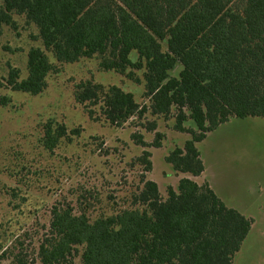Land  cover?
<instances>
[{
	"label": "trees",
	"instance_id": "1",
	"mask_svg": "<svg viewBox=\"0 0 264 264\" xmlns=\"http://www.w3.org/2000/svg\"><path fill=\"white\" fill-rule=\"evenodd\" d=\"M13 13L35 24L43 47L59 62L98 55L100 67L124 74L129 67L126 75L136 82L133 69L142 70L148 104L118 86L90 80L76 84L74 96L99 104L116 126L174 109V129L191 134L165 156L176 172H203L197 143L220 124L264 117V0H3L0 34L3 24L13 25ZM27 70L18 80V70L10 68L6 82L36 95L57 67L35 47L27 53ZM7 102L0 96V104ZM188 119L196 129L185 128ZM65 133L64 126L57 132L48 127L46 147L52 149ZM162 137L157 132L151 146L159 147ZM149 157L147 150L140 156L145 170L151 169ZM166 194L162 198L157 183L144 178L135 197L141 209L90 221L54 207L38 247L41 263H70L82 246L81 264H232L252 220L227 206L207 182L182 177Z\"/></svg>",
	"mask_w": 264,
	"mask_h": 264
},
{
	"label": "rangeland",
	"instance_id": "2",
	"mask_svg": "<svg viewBox=\"0 0 264 264\" xmlns=\"http://www.w3.org/2000/svg\"><path fill=\"white\" fill-rule=\"evenodd\" d=\"M12 19L0 34V96L8 99L0 104V264H42L38 247L54 207H68L90 221L141 209L135 197L144 178L155 181L165 198L167 187H176L181 176L165 156L191 134L174 129V109L168 116L146 112L119 126L109 123L99 104L76 101V84L115 85L138 104H148L142 70L133 69L140 78L136 82L126 75L129 67L125 74L100 67L98 55L59 62L43 47L34 23L23 14L13 13ZM35 47L57 71L47 74L39 94L11 89L6 82L10 68L18 70V80L26 78L27 53ZM60 126L66 133L47 148L46 130L57 132ZM184 126L196 129L189 119ZM157 132L163 135L160 146H151ZM197 148L204 164L195 178L198 184L209 182L227 206L252 220L232 264H264V117H232L207 133ZM144 150L150 152V170L140 159ZM81 252L78 246L71 262L63 264H81Z\"/></svg>",
	"mask_w": 264,
	"mask_h": 264
},
{
	"label": "crops",
	"instance_id": "3",
	"mask_svg": "<svg viewBox=\"0 0 264 264\" xmlns=\"http://www.w3.org/2000/svg\"><path fill=\"white\" fill-rule=\"evenodd\" d=\"M211 132V131H210ZM209 133V132H208ZM201 142V141H200ZM199 143V142H198ZM197 143V144H198ZM200 153V152H199ZM201 157V156H200ZM203 162V161H202ZM204 165V164H203ZM176 172V171H175ZM179 175H181L180 177H179V179L180 178H182V177H187V178H190V179H192V180H194V181H196L195 180V178H197V177H200L201 176V174H203V172L200 174V175H198V176H193V175H191L190 173H183V172H177ZM197 182V181H196ZM198 183V182H197ZM208 184H209V182H207ZM209 186L213 189V191L219 196V193H218V191H217V189H215V187L212 185V184H209ZM159 188V187H158ZM220 199H221V197H220ZM222 200V199H221Z\"/></svg>",
	"mask_w": 264,
	"mask_h": 264
}]
</instances>
